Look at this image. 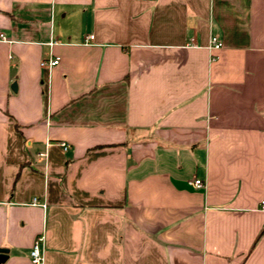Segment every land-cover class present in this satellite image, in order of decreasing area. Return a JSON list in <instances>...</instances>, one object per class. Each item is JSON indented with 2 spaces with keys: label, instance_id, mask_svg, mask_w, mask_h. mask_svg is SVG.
<instances>
[{
  "label": "crops",
  "instance_id": "0c3cea01",
  "mask_svg": "<svg viewBox=\"0 0 264 264\" xmlns=\"http://www.w3.org/2000/svg\"><path fill=\"white\" fill-rule=\"evenodd\" d=\"M0 35L1 264H264V0H0Z\"/></svg>",
  "mask_w": 264,
  "mask_h": 264
},
{
  "label": "built area",
  "instance_id": "2783aa9c",
  "mask_svg": "<svg viewBox=\"0 0 264 264\" xmlns=\"http://www.w3.org/2000/svg\"><path fill=\"white\" fill-rule=\"evenodd\" d=\"M92 40H94V36H88V37H86L85 43H89ZM7 41H8L7 37H5L4 35H0V42H7ZM222 48H223L222 42L218 38L213 37L211 39L210 49L213 51H219ZM59 63H60V58H54L53 57L52 59L42 61L41 66L52 69V68L58 66ZM60 146L63 148V150L65 152L70 149V145L67 143H61ZM40 157L41 158H47V154H40ZM191 184L194 188H196L198 190L203 189L205 187V184L200 180L193 181ZM32 205L33 206H45V205L41 204L38 199H34L32 202ZM260 209H261V211H264V199L261 202ZM43 243H44L43 237L39 238L35 242L32 250H31V254H30L32 264H44L45 258H44V253H43V249H42Z\"/></svg>",
  "mask_w": 264,
  "mask_h": 264
},
{
  "label": "water",
  "instance_id": "95a60500",
  "mask_svg": "<svg viewBox=\"0 0 264 264\" xmlns=\"http://www.w3.org/2000/svg\"><path fill=\"white\" fill-rule=\"evenodd\" d=\"M14 90H16V85L13 87ZM5 256L4 255H0V264L4 261Z\"/></svg>",
  "mask_w": 264,
  "mask_h": 264
}]
</instances>
